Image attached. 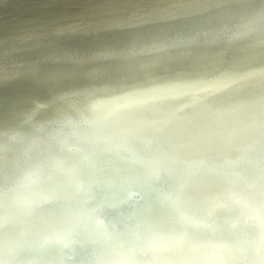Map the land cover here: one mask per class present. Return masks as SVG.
<instances>
[{
	"label": "bare ground",
	"instance_id": "obj_1",
	"mask_svg": "<svg viewBox=\"0 0 264 264\" xmlns=\"http://www.w3.org/2000/svg\"><path fill=\"white\" fill-rule=\"evenodd\" d=\"M59 65L79 68L87 78L60 85L55 96L67 95L68 85L97 83L105 85L79 91L108 97L128 91L121 107L94 117L108 141L117 139L116 130L131 131L136 146L155 154L148 142L162 135L170 160L205 161L196 172L169 163L173 174L161 188L142 161L105 148L81 150L69 164H76L79 178L101 187L102 197L92 204L115 207L139 189L145 198L125 218L135 213L182 239L158 251H165L163 262L264 264V0H0V82L22 77L42 83L40 72ZM153 67L154 77H136ZM9 116L2 118L21 123L15 113ZM178 206L205 220L211 215L212 223L180 222ZM26 235L18 240L0 231L1 264H42L45 256L22 243ZM240 237L259 243L256 257L236 242Z\"/></svg>",
	"mask_w": 264,
	"mask_h": 264
},
{
	"label": "water",
	"instance_id": "obj_2",
	"mask_svg": "<svg viewBox=\"0 0 264 264\" xmlns=\"http://www.w3.org/2000/svg\"><path fill=\"white\" fill-rule=\"evenodd\" d=\"M54 24V27H62L56 22ZM70 69L59 65L40 72L43 84L22 77L0 82V231L18 240H23L26 233L28 239L22 243L29 249L36 247V256H45L40 260L42 264H176L174 260L163 262L165 251L158 252L167 245L172 248L182 240L177 241L179 238L170 232L172 229L159 231L151 228L150 222L136 219L135 213L127 218L124 216L137 209L144 200L145 196L139 189L130 191L125 203L115 207L106 205V201L92 204V200L96 202L97 198L102 197L101 187L91 179L79 178L76 164L69 163L75 161L73 157L81 150L93 152L105 148L146 163L151 169L150 177L164 188L173 174L169 163L196 172L205 161L170 160L169 149L160 139L162 135L148 142L155 149V154L136 146L131 131H128L129 136L125 134L126 131L116 130L117 139L108 141L111 138L103 137L99 125L102 123L95 122L97 120L94 117L100 111L110 113L121 107L128 91L111 97L97 94L90 96L91 91H79L105 85L97 83L80 89L68 85L63 89L67 95L55 96L61 93V88H58L60 85L87 78L80 75L82 70L79 68ZM152 71H155L154 67L136 77H154ZM37 91L52 93V96L43 98L34 94ZM77 92L85 93V96L76 97ZM131 94L137 96L136 91ZM138 103L141 102H134ZM13 113L14 117L19 116L21 119L20 124L15 125L13 119L4 121L2 118L6 114L12 117ZM37 113L40 118L35 119ZM167 121H162L159 128L163 130ZM22 125L30 126L33 131L24 132ZM235 173L231 170L232 176ZM62 188L66 194L61 192ZM181 190L177 192L186 198L185 189ZM114 196L112 194L111 197ZM171 202L176 206V201ZM233 206L238 207V204ZM55 207L57 210L54 212L59 214H45ZM177 208L181 211V217L178 214L180 222L185 220L201 225L212 223L211 215H207L205 220L198 216L197 211L183 210L185 207L180 206ZM95 210L96 213L89 214ZM253 215L258 216L255 213ZM236 242L243 245L253 257L257 256L259 243L247 237H240ZM201 264L217 263L216 259L208 258ZM232 264L244 263L234 259Z\"/></svg>",
	"mask_w": 264,
	"mask_h": 264
}]
</instances>
